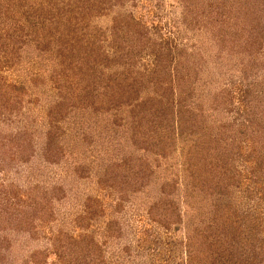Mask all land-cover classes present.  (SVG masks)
Instances as JSON below:
<instances>
[{"label":"rangeland","instance_id":"374dc122","mask_svg":"<svg viewBox=\"0 0 264 264\" xmlns=\"http://www.w3.org/2000/svg\"><path fill=\"white\" fill-rule=\"evenodd\" d=\"M236 4L225 0H134L97 21L101 37L104 39L106 35L101 33L110 34L104 47L108 48L110 40L111 52L125 45L130 52L131 47L133 50L140 47L139 58L131 56L130 60L137 63L136 71L143 74L146 84L141 89V105L137 110L119 109L109 116L102 109L93 115L92 121L84 123L87 127L101 128L93 131V135H99L94 139V151L85 154V164L92 159L106 161L120 156V160L125 157L126 167L133 172L139 165L143 172L144 167L149 168L150 190L143 187L134 195L129 191L122 204L117 193L110 197L95 175L79 179L71 169L67 170L64 161L54 165L45 160L42 151L45 122H48V105L55 90L47 88L48 78L41 81L45 75L40 72L39 59L23 60L24 66L17 62L11 64L0 52V264H86L87 256L94 258L87 264H97V259L101 264H159L168 257L163 248L169 240L172 249L168 258L174 264L181 263L180 254L185 253L187 236L192 234L194 226L201 224L193 212L200 204V197L182 200L181 222L166 232L156 225L150 227L148 221H140L133 210L142 211L147 203L159 200L157 186L172 174L171 163L153 155L143 139L162 136L163 128L156 130L147 121L156 115L155 109L166 108L163 92L169 85L174 90L165 91L168 99L172 96L179 103L182 117L192 110L196 112V126L201 128L197 131L193 125V131H189L183 127L181 133L186 141L191 143V137L195 140L203 132L201 140L206 147L216 145L223 151L225 142L230 140H236L237 147L252 145L259 140L251 135L257 129L264 138V132L260 131L264 130V44L250 50L232 38L236 23L243 18L238 17L241 14L237 13ZM187 6L192 9L189 13ZM116 27L117 33L113 32ZM48 65L43 68L48 70ZM171 68L176 79L172 86ZM188 69L189 82L183 79ZM55 89L58 90L57 86ZM88 110H77V118L88 116L91 112ZM139 110L144 118L141 126L144 123L145 128L128 122L133 121V115ZM246 117L250 122H244ZM25 129L31 137H21ZM180 136L179 144L175 143L179 157L184 137ZM21 138L33 144L28 154L21 153L18 147ZM249 153L240 151V157L231 165L242 184L238 188L240 193L253 190L249 181L256 168V158L247 157ZM182 160L183 156L176 169L180 196L186 190ZM132 171L130 177H134ZM252 200L244 205L251 207ZM117 206L121 214L122 243H128L126 250H121L122 243H117L106 229V221L112 218L109 214ZM79 238L86 245L84 251Z\"/></svg>","mask_w":264,"mask_h":264},{"label":"trees","instance_id":"16d2710c","mask_svg":"<svg viewBox=\"0 0 264 264\" xmlns=\"http://www.w3.org/2000/svg\"><path fill=\"white\" fill-rule=\"evenodd\" d=\"M133 1L0 0V52L9 58L11 64L17 62L24 66L21 64L23 60L26 62L32 61L33 58L39 59L42 63L40 72L45 75L41 81L45 82L44 79L48 78L47 88L55 90V96L52 92V101L48 105V122H45L42 148L45 160L54 165L64 161L67 170L71 169V173L79 179H86V175H95L105 189L107 188L106 192L110 197L115 196V193L118 194L121 202L119 204L123 203L129 191L134 195L140 193L143 187H146L147 191L150 190V174L147 173L149 168L144 167L145 172H143L139 165L138 170L133 172L126 167L125 157L120 160V156L107 158L106 161L103 158L92 159L89 164H85L87 160L85 154L94 149V139L99 135H93V131H101V128L87 127L84 123L92 121L93 115L102 109L110 116L113 115V111L115 113L119 109L134 111L141 105L140 92L141 89L146 88V84L141 77L143 74L136 71L137 63L130 60L131 56L139 58L140 47L137 46L136 50L131 47L130 52L128 45H125L124 48H116L111 52L110 40L108 48L104 47L110 34L101 33L106 34L103 39L100 35L101 28L97 24L100 18L109 16L116 8ZM225 1H236L237 13L241 14L238 17H243L239 23H236L232 38L243 42L250 50L262 47L264 0ZM191 10V7L187 6V12ZM131 20L133 22V19ZM232 24L235 26L234 23ZM107 31L110 32V28L107 27ZM114 31L118 32L117 27ZM113 40H116L115 37ZM238 45L240 46L235 44ZM46 62L49 64L48 70L43 68ZM168 64L172 66V63L168 62ZM152 70L155 71L154 68ZM189 70L183 73V79H187L188 82L191 80ZM169 79H172L171 86L174 85L176 79L172 68ZM56 86L58 90L55 89ZM166 90L172 93L174 88L169 85L163 92L166 108L163 111L155 109L156 115L154 117L151 115L147 121L156 130L159 127L163 128L162 131L160 130L162 136L143 140L146 141L153 155L171 163L172 174L158 184V194H156L159 200H152L147 203L146 209L140 211L138 208L133 212L137 213L140 221H148L150 227L156 225L166 232L173 225L181 222L182 200L190 201L194 196L200 197L198 207L192 206V208L201 224L194 226L191 230L192 234L187 236L185 253L180 254V264H264V138L260 137L259 129L257 133L253 131L251 133L252 137H259V140L252 145L237 147V141L230 140L225 142L223 151L216 145L206 147L205 141L201 140L204 138L203 132L202 137L195 140L191 137L190 143L181 132L183 127H187L189 131H193L194 126L197 131L201 130L196 126V112L192 110L188 112V116L184 114L182 117L179 103L177 104L172 96L168 99L169 94L166 95ZM39 92L38 96L41 93ZM176 105L178 107L175 109ZM150 106L154 107L151 103ZM85 109H89V112L91 110L87 113L88 116L77 118V110L80 112ZM140 112L137 111L132 117L133 121L128 122L138 125V128H145L144 123L141 126L144 118H141L143 113ZM120 121L122 122V119ZM244 122L250 121L246 117ZM260 131L264 132V130ZM29 132L25 129L21 137L27 135L31 137ZM180 135L184 137H182L183 144L179 157L175 143H178ZM262 135L264 136V133ZM18 140L21 153L26 151L25 154H28V151L33 150L31 142L28 143L29 141L22 138ZM240 151L250 152L247 157L254 155L253 160L256 158L254 162L256 168L249 181L253 184V190L246 193H240L238 190L242 184L231 168L235 160L240 157ZM235 154L236 158L233 159ZM181 156L183 160L180 165L186 173L184 196L179 194L176 170ZM170 165L166 167L170 169ZM131 171L134 177H130ZM151 193L148 192L147 195ZM252 199H254L253 205L246 207L244 204H250L253 202ZM90 202L94 205L93 201ZM119 208L117 206L109 214L112 218L106 221V229L117 243H122ZM98 210L96 213H99ZM39 228L41 229V226ZM80 238L81 251H84L86 245L84 246V240ZM127 245L126 242L122 243L121 250H126ZM170 245L169 240L163 248L168 257L172 249ZM168 257L159 264H174V260ZM93 260V257L87 256L86 262L90 263ZM97 261V264H101L100 259Z\"/></svg>","mask_w":264,"mask_h":264}]
</instances>
